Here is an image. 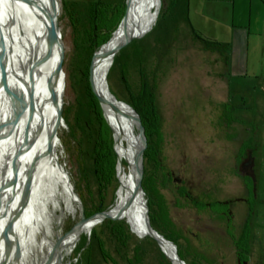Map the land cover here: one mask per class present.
Returning a JSON list of instances; mask_svg holds the SVG:
<instances>
[{
    "label": "rangeland",
    "instance_id": "374dc122",
    "mask_svg": "<svg viewBox=\"0 0 264 264\" xmlns=\"http://www.w3.org/2000/svg\"><path fill=\"white\" fill-rule=\"evenodd\" d=\"M126 1L59 0L67 82L59 155L93 216L109 211L119 187L117 167L103 187L95 173L100 125L89 74L101 48L91 42L93 11L98 2L126 8ZM159 10L154 27L115 57L107 76L110 92L130 107L144 83L153 89L160 136L148 141L145 198L160 223L166 216L164 232L177 240L186 264H239L236 244L244 236L249 252L242 259L264 264V0H161ZM248 155L256 186L243 175ZM80 219L78 207L63 232ZM117 226L131 239L116 236ZM69 262L171 264L155 241L113 220L85 234Z\"/></svg>",
    "mask_w": 264,
    "mask_h": 264
},
{
    "label": "bare ground",
    "instance_id": "6f19581e",
    "mask_svg": "<svg viewBox=\"0 0 264 264\" xmlns=\"http://www.w3.org/2000/svg\"><path fill=\"white\" fill-rule=\"evenodd\" d=\"M29 1L34 3L33 6ZM151 2L133 0L130 5L133 21L122 23L112 40L96 54L90 75L98 91L106 94V87L110 92L107 76L113 63L102 57L112 52L132 30L143 33L144 37L157 23L154 11L156 8L160 11L161 3L151 9ZM0 3L3 50L11 72L10 94L15 103L21 99L25 101L18 121L0 142V264H71L66 260L73 255L82 237L106 220L123 222L134 235L144 239L143 207L135 196L140 136L124 107L119 116H112L106 111L118 159L119 187L115 202L109 211L91 219L81 230L63 232L65 221L71 214L78 213L76 191L59 155L62 142L58 131L66 126V122L63 119V124L56 127L57 108L50 91L60 51L64 52L63 34L61 32L60 50L47 40V13L52 11L50 0H0ZM57 3L59 18L61 5L59 0ZM66 83L63 71L58 85L62 109ZM0 108L6 119L16 112L15 106L6 100L0 103ZM54 129L57 130L56 157L49 153L50 136ZM15 168V180L11 188L3 193L5 183ZM28 180L31 185L27 192ZM6 204H9L7 215ZM11 223L13 228L5 237V230ZM59 238L62 242L56 247ZM166 252L174 257L171 249L166 248Z\"/></svg>",
    "mask_w": 264,
    "mask_h": 264
},
{
    "label": "water",
    "instance_id": "95a60500",
    "mask_svg": "<svg viewBox=\"0 0 264 264\" xmlns=\"http://www.w3.org/2000/svg\"><path fill=\"white\" fill-rule=\"evenodd\" d=\"M139 1L141 3L144 2V0H139ZM151 1H152L151 2L152 3L151 9L155 8V6L158 3L159 4L161 3V0H151ZM28 3L31 6H33V4H34L32 1H29ZM50 4L52 7V11L47 13V17L49 20L47 40L51 46L56 45L59 47V50H60V46H61L60 42L62 39V35H61V28H60V23H59L60 18H58L59 9H58L57 0H50ZM132 4H133V0H127L126 1V13H125V17H124L123 21L121 22V24L124 22H127L129 24V22L133 21V15H132L131 9H130V5H132ZM0 8H1V5H0ZM154 16H155V19L157 21L158 16H159V12H158L157 8L154 11ZM143 35H144L143 33L140 34L135 29L132 30L130 32V34H128V36H126V38L118 46H116V48L112 52H110L109 54H105L102 57V59L107 60V61H112V63L115 62L114 61L115 57L123 49H125L127 46H129L134 41L141 39ZM3 41H4L3 32H2V29L0 26V103L2 101L6 100L7 102H10L11 104H13L16 108L15 109L16 112H14L13 117H11L9 119H6L3 117V114H4L3 109L0 108V142L8 136V134L12 130L13 126L18 121V119L21 115V112L25 108L24 99H21V101L19 103H15L14 98L10 94L9 86H10V80H11V72L9 70V67L7 65V60H6L5 55H4V50H3V44L4 43H3ZM104 46H102V47H104ZM64 59H65V54L61 50L60 51L59 65L57 66V68L54 72L51 87H50L51 99H52L55 107L57 108V114H56L57 126L56 127L63 124V109L61 107L62 100L60 97L58 85H59L60 79L63 76ZM94 65H95V62L93 61L92 65H91V72H92ZM90 85H91V89H92L93 94L95 95V97L99 101V105H100L101 110L103 112L102 116H104L108 126H109V122L107 119L106 111L108 113H110L112 116L113 115L119 116L120 114L123 113L122 108L124 107L130 113L131 119L133 120L137 130H139L140 144H138L139 145V152H138V161H137V178H136V184L137 185H136V189H135V196H136L137 201L143 207V221H144V225H145V229H146L145 238H150L151 240L155 241L156 244L158 245L159 249L161 250V252L166 256V258L169 260V262L171 264H186V262L181 258L180 254H179V250H178L177 245L174 244L173 242L167 240L164 236H162L159 232H157L155 230V228L152 226L151 216L149 213L150 208L148 206V201L145 198V191H144V187H143V180H144V175H145L144 162H145V153L148 149V138L146 135V130H145L143 123H142V120L140 118V115L129 105L118 101L117 98L113 94H110V92L108 91V88L105 87L106 92H107L106 94L103 93L102 91L101 92L98 91L97 88L95 87L94 83H93V79H92L91 75H90ZM113 135H114V133H113ZM56 141H57V130L54 129L51 136H50V144H49V153L52 156L56 155V151H55L56 150V147H55ZM114 149H115V144H114ZM253 162H254V160L251 158V155H248V159L245 161V164H247L248 167H247V171L243 175L249 176L253 180L254 185L256 186V180L257 179H256L255 174H254L255 163H253ZM59 168L62 169V166L59 165ZM16 169L17 168H15L12 171V174L10 175L7 182L5 183L3 193L7 192L11 188V186L15 180ZM29 180H28V185L26 187L27 192H28L30 185H31V181H29ZM175 182H177V184H179L180 180L177 178L175 180ZM69 186H70V188H72L70 184H69ZM72 191H73V189H72ZM3 196H4V194H3ZM74 197H75V195H74ZM76 197H77V204H78V207H79L80 213H81V219L71 231L81 230L91 219L98 218L104 214V213H98V214H96L90 218H87L85 215V212H84V206H83V204H82V202H81V200L77 194H76ZM4 198H5V196H4ZM6 205H7V211L5 212V215H7L8 207H9V204H6ZM12 228H13V224L11 223V224H9L7 229L5 230V233H6L5 237L8 236V234L12 230ZM61 242H62L61 238L57 239L56 247H58L61 244ZM166 248L171 249L174 252V257H171L166 252ZM17 253H19L18 250H17ZM239 264H248V263L247 262L242 263L239 261Z\"/></svg>",
    "mask_w": 264,
    "mask_h": 264
},
{
    "label": "trees",
    "instance_id": "16d2710c",
    "mask_svg": "<svg viewBox=\"0 0 264 264\" xmlns=\"http://www.w3.org/2000/svg\"><path fill=\"white\" fill-rule=\"evenodd\" d=\"M125 13V5L115 6L112 4H104L103 2H98V4H96L93 11V21L95 27L91 36V42L93 43V47L96 50H99L100 48H102V46L109 42V40L114 35L113 33L120 25V21H122V19L124 18ZM192 33L199 41H202L208 46L211 45L210 41L203 39L194 29H192ZM213 45L216 44L214 43ZM91 98L97 105V115L99 117L100 125V134L95 148L94 166L98 183L101 187H103L110 184L116 176L117 158L114 151V145L111 142V131L104 117L102 116L103 113L99 105V101L97 100L93 92L91 93ZM154 104L155 96L153 93V89L149 88V85L147 83H144L141 94H139L138 96L131 94V105L133 109L140 115L143 126L146 130L148 141H150L155 136H160L159 116L157 114L156 105ZM148 157L149 150L147 149L145 160L148 159ZM148 206L150 208L149 213L151 216L152 226L167 240L177 245V240L164 232V226L167 225L166 216L163 217V221L160 223V221H158V218L154 216L151 203H149ZM199 209L203 210L204 207H201ZM85 215L87 218L93 216L88 213H86ZM111 230L119 238L123 237L124 239H131L123 226L112 227ZM248 243V238L244 236L239 239L236 244L238 254H240L242 257L247 256L249 252ZM179 254L183 258L180 248Z\"/></svg>",
    "mask_w": 264,
    "mask_h": 264
},
{
    "label": "flooded vegetation",
    "instance_id": "af4514ba",
    "mask_svg": "<svg viewBox=\"0 0 264 264\" xmlns=\"http://www.w3.org/2000/svg\"><path fill=\"white\" fill-rule=\"evenodd\" d=\"M179 180H180L179 185H182V184H183L182 179H179ZM226 211H227V210H225V211L223 212V214H226ZM238 255H239V257H240V259H239L240 262H242V263H243V262H247V261H245V260L242 259V256H241L240 254H238ZM243 257H244V256H243Z\"/></svg>",
    "mask_w": 264,
    "mask_h": 264
}]
</instances>
